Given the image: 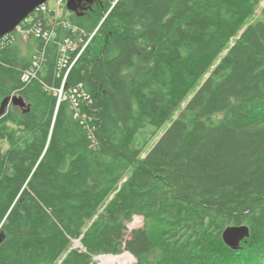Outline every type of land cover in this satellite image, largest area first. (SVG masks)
Segmentation results:
<instances>
[{
	"label": "trees",
	"instance_id": "1",
	"mask_svg": "<svg viewBox=\"0 0 264 264\" xmlns=\"http://www.w3.org/2000/svg\"><path fill=\"white\" fill-rule=\"evenodd\" d=\"M95 1L101 21L113 0ZM261 2L117 0L67 75L87 96L78 115L47 89L68 29L30 81L41 41L29 56L16 35L0 46V102L27 105L0 119V264H94L123 249L135 264H264ZM89 11L70 21L92 31ZM228 225L248 227L238 249Z\"/></svg>",
	"mask_w": 264,
	"mask_h": 264
},
{
	"label": "built area",
	"instance_id": "2",
	"mask_svg": "<svg viewBox=\"0 0 264 264\" xmlns=\"http://www.w3.org/2000/svg\"><path fill=\"white\" fill-rule=\"evenodd\" d=\"M116 1L117 0L112 1L110 8L104 13L101 22L105 19ZM63 2L64 0H56L57 6L61 5ZM58 15L59 12L56 11L55 14L48 8L47 3L45 2L35 7L33 12L18 24V30L24 41L31 37L41 41L39 47L35 50L31 66L24 70L22 80L25 82L37 78V75L41 72L46 60L45 52L48 43L54 40L57 34V29H68L73 37H63L57 44L58 52L55 76H61L60 84L58 87H48L47 89H50V91L56 96L57 104L62 100L69 99L76 110L75 115H78V109L74 103L81 94L85 97L87 96L82 92L81 84L72 85L65 89L66 79L71 67L95 35L99 25H97L92 31L87 32L82 27L75 25L64 18H58ZM76 50L77 53L72 58V53Z\"/></svg>",
	"mask_w": 264,
	"mask_h": 264
},
{
	"label": "water",
	"instance_id": "3",
	"mask_svg": "<svg viewBox=\"0 0 264 264\" xmlns=\"http://www.w3.org/2000/svg\"><path fill=\"white\" fill-rule=\"evenodd\" d=\"M45 1L47 0H0V38L12 31L35 7ZM91 3L92 0H66V8L77 13L79 8L86 10L88 7H85V4ZM9 104L27 107L21 96L9 95L0 102V115L6 111ZM248 236L249 230L246 225H228L221 233L223 242L231 249H238L240 241Z\"/></svg>",
	"mask_w": 264,
	"mask_h": 264
},
{
	"label": "rangeland",
	"instance_id": "4",
	"mask_svg": "<svg viewBox=\"0 0 264 264\" xmlns=\"http://www.w3.org/2000/svg\"><path fill=\"white\" fill-rule=\"evenodd\" d=\"M47 6L48 8L53 11L55 14H56V11L59 12V15H58V18L62 19L63 17H65L66 20H71V16H70V11L67 10V8L65 7V4L62 3L61 5L57 6V3H56V0H47ZM264 2H261V5H263ZM96 7V6H95ZM258 12H259V9H256L255 13L253 16L250 17L249 21H252L254 20L257 15H258ZM106 13V12H105ZM103 17V16H102ZM84 19H86V23H88L89 26H92L93 28H95L97 25H99L100 21H96L97 20V15H96V12H92V11H89L88 14H86V16L84 17ZM96 25V26H95ZM246 26V25H245ZM34 39L32 38H29L27 40L24 41V39L22 37H20L19 35L15 37V43L19 46V49L21 51V54L24 55V56H29L32 52H34V49L32 48V42H33ZM225 52V51H224ZM223 52V53H224ZM222 53V54H223ZM214 66L211 67V69L213 68ZM17 94V93H16ZM186 103V100L185 102H183L181 104V107L183 108L184 105ZM10 106H13V105H9L8 108H7V111L8 109L10 108ZM6 111V112H7ZM180 112V109L179 110H176V112L174 113L173 115V118L176 117L178 115V113ZM2 116H0V119H1ZM168 126V123L162 127V129L160 130V133H158V136L161 135L162 131ZM22 137V136H21ZM0 146H1V149H5L7 148L8 146V143L7 141L5 140H0ZM142 223H141V222ZM143 224V218L140 217V216H137L135 218H133L131 221H129L127 223V227L128 229H133V228H139L141 227ZM74 243V246H77L78 248H80V243H79V240H74L73 241ZM123 251H127L126 249H123ZM122 251V252H123ZM101 254H109V253H101ZM99 255V254H96V255H93V260H94V264H99V260L96 258V256ZM137 262V259L135 258V260L132 262V264H135Z\"/></svg>",
	"mask_w": 264,
	"mask_h": 264
},
{
	"label": "bare ground",
	"instance_id": "5",
	"mask_svg": "<svg viewBox=\"0 0 264 264\" xmlns=\"http://www.w3.org/2000/svg\"><path fill=\"white\" fill-rule=\"evenodd\" d=\"M18 26L19 25L15 26V28L12 31L6 33L5 35H3L0 38V46H3L7 42L11 41L14 38V35H19L20 37L22 36L20 31L18 30ZM11 95H18V94L12 93ZM19 96H21V95H19ZM24 102L26 103L25 100H24ZM11 105H13V104H11ZM8 106H7V108H8ZM13 106L20 107L19 105H13ZM7 108H6V111H7ZM20 108H22V107H20ZM22 109H24V108H22ZM6 111L2 115H4L6 113ZM2 115H0V116H2ZM96 258L100 261L99 264H132V262L135 260V256L133 254H131L129 251H123V252L118 253V254H110V253L109 254H99L96 256Z\"/></svg>",
	"mask_w": 264,
	"mask_h": 264
},
{
	"label": "flooded vegetation",
	"instance_id": "6",
	"mask_svg": "<svg viewBox=\"0 0 264 264\" xmlns=\"http://www.w3.org/2000/svg\"><path fill=\"white\" fill-rule=\"evenodd\" d=\"M82 5H83V4H82ZM96 5H97V2H96L95 0H92V3H91L90 5L85 4V7H88L86 10L79 8L78 11H77V13H75V14H77V15H81L83 12L85 13V12L91 10V9L94 8Z\"/></svg>",
	"mask_w": 264,
	"mask_h": 264
},
{
	"label": "clouds",
	"instance_id": "7",
	"mask_svg": "<svg viewBox=\"0 0 264 264\" xmlns=\"http://www.w3.org/2000/svg\"><path fill=\"white\" fill-rule=\"evenodd\" d=\"M45 2H47V1H45ZM44 2V3H45ZM64 4H65V7H66V0H64V2H63ZM112 3V2H111ZM110 8V7H109ZM33 12V11H32ZM31 12V13H32ZM72 14H75V12H72V11H70V16L72 15ZM30 15V14H29ZM77 15V14H76ZM79 16H82V14L81 15H79ZM64 19H65V17H63ZM24 20V19H23ZM22 20V21H23ZM68 21H70V20H68ZM71 22V21H70ZM100 23H101V21H100ZM100 23H99V25H100ZM90 32V31H89ZM32 39H36V38H33V37H31ZM133 218H135V217H133ZM143 218V217H142ZM141 222V221H140ZM142 223V222H141ZM129 230H131V229H129ZM77 240V239H76ZM75 247H77V246H75ZM80 248H81V245H80Z\"/></svg>",
	"mask_w": 264,
	"mask_h": 264
},
{
	"label": "crops",
	"instance_id": "8",
	"mask_svg": "<svg viewBox=\"0 0 264 264\" xmlns=\"http://www.w3.org/2000/svg\"><path fill=\"white\" fill-rule=\"evenodd\" d=\"M37 45V41L34 39L32 42V48L34 49V47Z\"/></svg>",
	"mask_w": 264,
	"mask_h": 264
}]
</instances>
